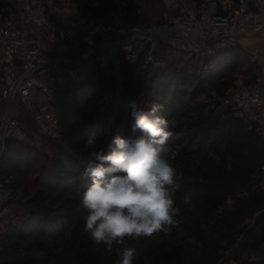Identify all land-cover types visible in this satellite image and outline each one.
Returning <instances> with one entry per match:
<instances>
[{"label":"trees","instance_id":"trees-1","mask_svg":"<svg viewBox=\"0 0 264 264\" xmlns=\"http://www.w3.org/2000/svg\"><path fill=\"white\" fill-rule=\"evenodd\" d=\"M77 1L96 19L117 10L116 0ZM142 2L139 12L126 2L125 14L133 23L160 24L170 13L163 0ZM15 12V5L0 0V21ZM153 16L157 21L152 22ZM163 52L169 57L163 68L127 67L126 92L93 110L89 106L98 93L89 79L65 91L70 101L57 112L62 134L73 138L70 147L53 141L48 158L22 141L7 139L0 179L17 197L7 202L18 209L0 230V264H118L115 248L109 253L83 234L86 212L78 189L90 183L82 175L90 151L84 146L93 139L95 150L107 154L115 137L133 138L130 103L147 111L154 101L163 106L160 114L174 134V166L182 174L174 199L181 213L179 226L166 234L139 244L126 240L125 246L138 249L134 264H264V173L259 170L264 139L257 124L233 117L221 102L229 99L240 73L243 85H249L259 67L240 49L230 48L215 54L205 77L190 76L187 61L183 64L171 45H160L157 55ZM19 118L27 132L37 131L31 116ZM189 191L196 194L191 206L183 203Z\"/></svg>","mask_w":264,"mask_h":264},{"label":"built area","instance_id":"built-area-1","mask_svg":"<svg viewBox=\"0 0 264 264\" xmlns=\"http://www.w3.org/2000/svg\"><path fill=\"white\" fill-rule=\"evenodd\" d=\"M127 1L141 11L142 0H116L115 12L96 19L77 0H14L16 12L0 22V165L7 139L24 133L19 107L33 113L31 107L42 106L36 118L40 131L59 135L60 118L47 103L54 98L47 85L66 91L107 72L115 81L104 98L109 102L124 92L127 67L157 68L160 45H178L200 63L202 73L223 49L246 53L260 67L258 77L221 102L233 117L257 124L264 139V54L243 42L264 37V0H171L164 21L152 25L130 21L124 9ZM39 89L45 95L35 100ZM259 170L264 173V164ZM9 196L0 179V205Z\"/></svg>","mask_w":264,"mask_h":264},{"label":"clouds","instance_id":"clouds-1","mask_svg":"<svg viewBox=\"0 0 264 264\" xmlns=\"http://www.w3.org/2000/svg\"><path fill=\"white\" fill-rule=\"evenodd\" d=\"M131 139L117 136L111 151L93 147L82 175L90 183L78 189L79 205L86 212L83 234L118 257V264H134L135 246L161 232L179 226L181 209L174 194L182 178L174 166L178 152L163 106L152 102L148 110L130 103ZM89 139L87 144L94 145ZM194 192H186L183 203L191 206Z\"/></svg>","mask_w":264,"mask_h":264},{"label":"rangeland","instance_id":"rangeland-1","mask_svg":"<svg viewBox=\"0 0 264 264\" xmlns=\"http://www.w3.org/2000/svg\"><path fill=\"white\" fill-rule=\"evenodd\" d=\"M5 1H9L10 3L13 4V6L15 5L14 0H5ZM167 3H169V1H167ZM19 8H20V6H19ZM154 16L151 19L152 22H155L158 19V17H154ZM137 20L139 22L141 20V17H138ZM0 22H2V21H0ZM246 45L247 46H252L249 43H246ZM171 47L173 48L175 55H178L181 60L184 59V60H182L183 64H185V61H187L188 66L186 67V65H184V68H187L186 71H187L188 75H190V76L191 75H195V76H201V77H205L206 76L205 73L201 72L202 70H201V65H200L199 62H195L192 58H189L187 56V54L178 47V45L174 44V45H171ZM243 54L245 55L244 57H246L249 60V62H250V59L247 56V54L244 53V52H243ZM167 55H168V52L160 53L159 56L157 55L158 57H156V60L158 62V65H157L158 69L160 67L163 68V66H165V64L169 63V57L167 58L166 57ZM187 59H189V60H187ZM252 65H253V67H259V66L255 65L253 63H252ZM157 68H155V69H157ZM243 75H244L243 73L239 74L238 78L235 81V84H236V86L234 88L235 90L233 89V90H231L229 92V98H231L233 96V94L236 91V88L240 87L243 84ZM89 81L90 82H88V83L91 84V87H96L97 93H98V94H96L94 96V98H92V99H94V103H91L90 106H89V109L93 110V108H95V106L96 107H100L101 105L107 104L108 101H105L104 98L106 97V99H107V95L110 92L113 91V86L115 84V81L112 79V77H109V74L107 72L106 73L99 72L98 74H95L92 78H90ZM47 86H48L47 92L52 93L53 97H54L52 99L49 98L47 100V103L49 105L54 106L56 110H58L60 108V105L62 103H64V105H66L68 103V101H70L69 98L67 97L65 91H61L54 84H49ZM38 91H39V93L37 94V96H35V100L38 99L39 97L45 95V93L41 89H39ZM124 92H126V84H125V82H124ZM71 103H73V105L75 104L74 101L71 102ZM31 108L34 111L33 113L29 112L23 106H21V107L18 108V114H19V117L21 115L24 116V117L31 116V118L35 121V126L37 128L36 129L37 131L33 132V133L32 132H27V130H25L24 127H23L24 133H17L14 136H11L10 138H15L18 141H22L23 143H25V144H27V145H29L31 147L36 148L37 150L40 151V153L42 155H44V156H46L48 158H50V156L52 154L51 143H53V141L55 142V145L58 144V143L59 144L61 143L62 145L68 146V144H69V147H70L71 143L73 142V138H71L70 135L62 134V128H60L61 131H60L59 135H57L56 137H49L46 134H44L43 132H41L40 131V127L37 124V119L36 118H37V115H39L38 113L39 112L41 113V110L43 108H42V106H38V105L35 106V107H31ZM93 147L95 148V145L89 146L88 144H86L84 146V149L91 150ZM9 197H12L13 200L17 199V197L14 196V194L13 195L11 194ZM17 209L18 208H17L16 203L6 202L4 205H0V230L5 227V226H3V225H5V223H9L11 220L15 219L14 216L16 214ZM225 264H238V263L229 261V262H227Z\"/></svg>","mask_w":264,"mask_h":264},{"label":"crops","instance_id":"crops-1","mask_svg":"<svg viewBox=\"0 0 264 264\" xmlns=\"http://www.w3.org/2000/svg\"><path fill=\"white\" fill-rule=\"evenodd\" d=\"M167 1H169V3H167ZM164 5L166 6V8H169L170 5V0H163ZM244 43H249L251 44L253 48L257 49L258 51H260L261 53L264 54V37L262 36H252L250 38L244 39L243 40ZM245 43V44H246Z\"/></svg>","mask_w":264,"mask_h":264}]
</instances>
